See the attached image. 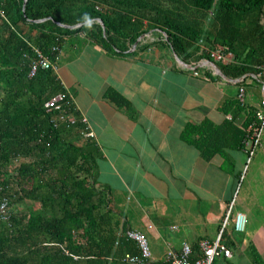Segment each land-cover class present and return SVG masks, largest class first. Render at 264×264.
Wrapping results in <instances>:
<instances>
[{
  "label": "trees",
  "instance_id": "16d2710c",
  "mask_svg": "<svg viewBox=\"0 0 264 264\" xmlns=\"http://www.w3.org/2000/svg\"><path fill=\"white\" fill-rule=\"evenodd\" d=\"M262 19L264 0H0V200L7 197L13 211L9 221H0V264H135L124 256L139 253L124 236L108 191L96 185L92 143L73 141L83 137L85 125L51 124L47 102L65 89L48 69L28 77L31 45L54 59L52 47L64 34L84 31L108 52L129 53L138 38L157 28L186 63L199 40L208 48L226 46L233 62L215 63L237 79L264 64ZM203 55L199 59L213 61ZM104 96L129 106L113 89ZM220 109L232 117L221 124H188L181 139L204 160L221 155V168L233 173L227 150L245 148L253 108L236 98ZM243 111L248 115L238 126L236 115ZM249 255L264 264L254 246Z\"/></svg>",
  "mask_w": 264,
  "mask_h": 264
},
{
  "label": "crops",
  "instance_id": "0c3cea01",
  "mask_svg": "<svg viewBox=\"0 0 264 264\" xmlns=\"http://www.w3.org/2000/svg\"><path fill=\"white\" fill-rule=\"evenodd\" d=\"M58 46L53 73L92 134L73 141L92 143L97 187L108 191L125 230L146 235L155 264L166 261L169 246L180 250L186 242L196 253L201 239L215 240L229 208L222 242L232 256L216 258L217 264H254L250 246L264 261V135L246 172L245 149L227 150L235 161L233 173L221 168V155L204 160L181 139L188 124L231 118L220 107L236 99L241 87L243 103L254 109L261 100L254 72L237 79L221 75L211 60L199 59L200 49L186 63L157 28L138 38L129 53L108 52L84 31L64 34ZM108 89L129 106L109 101ZM247 115L238 113L235 124L242 126ZM237 214L243 229L235 226Z\"/></svg>",
  "mask_w": 264,
  "mask_h": 264
},
{
  "label": "built area",
  "instance_id": "2783aa9c",
  "mask_svg": "<svg viewBox=\"0 0 264 264\" xmlns=\"http://www.w3.org/2000/svg\"><path fill=\"white\" fill-rule=\"evenodd\" d=\"M198 46L200 53L208 55L212 60L223 64H229L233 62V54L224 45H216L214 48H208L199 40ZM34 57L29 63L28 77H34L37 72L43 70H57V62L51 59L48 55L44 54L38 47L32 46ZM59 46L53 47V51H58ZM256 71L253 73L254 78L260 83L261 100L259 104L253 109L251 119L249 120L246 128L245 139V152L246 161L244 164V172H246L249 164L261 144L262 136L264 135V64L255 66ZM238 100L243 103L245 100V89L240 88L237 94ZM78 112L74 103L72 95L64 90L47 102V113L50 116V122L54 127H59L62 124L73 125L80 121L85 125L84 117H79L74 113ZM86 127V126H85ZM87 129V127H86ZM83 132L85 137H90L91 132ZM13 215L11 210L9 199L4 197L0 200V221L7 222ZM230 215V208L223 220L222 226L218 237L215 240L201 239L197 245V251L194 253L193 247L186 242H183L180 250H175L172 247H168L165 253V260L170 264H214L216 258L223 256L230 258L232 252L222 242V235L225 227L228 224V217ZM240 214L235 216L236 228L238 223L242 219ZM245 223L243 217L242 224ZM127 239L134 241L138 247V255H125L124 260L135 264H155V260L152 255L148 238L144 233L137 229L127 228L124 232ZM194 255V257H192Z\"/></svg>",
  "mask_w": 264,
  "mask_h": 264
},
{
  "label": "water",
  "instance_id": "95a60500",
  "mask_svg": "<svg viewBox=\"0 0 264 264\" xmlns=\"http://www.w3.org/2000/svg\"><path fill=\"white\" fill-rule=\"evenodd\" d=\"M97 20V22H99L100 24H101V26H102V28L104 29V24H103V22L101 21V19H96ZM89 21H87L86 23H88ZM59 25H61V26H66V27H68L67 25H65V24H61V23H58ZM79 26V24L78 25H75V26H71V28H76V27H78ZM211 64H212V66L218 71V73H220L221 75H223V73H221V71L219 70V68H218V66L213 62V61H209Z\"/></svg>",
  "mask_w": 264,
  "mask_h": 264
},
{
  "label": "rangeland",
  "instance_id": "374dc122",
  "mask_svg": "<svg viewBox=\"0 0 264 264\" xmlns=\"http://www.w3.org/2000/svg\"><path fill=\"white\" fill-rule=\"evenodd\" d=\"M262 21L264 22V19H262ZM246 161V160H245ZM250 165V163L249 164H247V166H249ZM242 182V180H240V182L238 183V185L240 184ZM239 189V188H238ZM238 192V191H237Z\"/></svg>",
  "mask_w": 264,
  "mask_h": 264
}]
</instances>
